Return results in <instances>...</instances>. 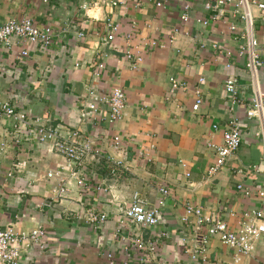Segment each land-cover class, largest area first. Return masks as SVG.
<instances>
[{"label": "crops", "instance_id": "obj_1", "mask_svg": "<svg viewBox=\"0 0 264 264\" xmlns=\"http://www.w3.org/2000/svg\"><path fill=\"white\" fill-rule=\"evenodd\" d=\"M208 1L0 0V26L29 18L53 31L48 48L18 39L8 49L0 45V100L14 104L26 122L18 128L12 120L0 125V226L12 227L16 237L33 229L45 233L42 250L28 240L19 243L20 264H109V254L112 264H141V259L143 264H225L232 259L233 250L214 237L205 262H193L201 234L193 235L181 219L189 203L219 214L231 229L244 211L264 212V199L254 194L245 198L236 190L243 184L255 192L263 181L262 174L250 169L263 155L256 136L260 125L248 120L245 110L254 90L264 93V21L254 22L259 65L253 86L246 55H240L241 31L231 30L235 21L227 13L212 20L204 10ZM93 2L99 6L82 10ZM184 5L189 6L186 23L181 20ZM107 19L119 27L111 42H105ZM151 40L158 45L148 46ZM128 50L141 54L142 61L130 63ZM231 75L238 78L239 102L232 115L241 126V144L221 172L206 180L214 158L211 146L221 142L231 117L223 88ZM170 77L186 82L187 88L168 97ZM89 87L98 94L121 88L126 97L122 119L109 123L104 106L86 111ZM195 89L203 99L196 112ZM39 127L56 137L77 132L101 157L68 168L67 160L52 151L51 141L37 142ZM110 160L122 164L114 176ZM49 173L59 175L47 178ZM59 187L65 192L58 194ZM161 188L169 195L157 206ZM135 194L159 209L154 228L124 221ZM90 212L103 213L107 220L94 228ZM189 221L194 225L193 217ZM135 238L154 250L139 256L130 246ZM239 264H264V235Z\"/></svg>", "mask_w": 264, "mask_h": 264}, {"label": "built area", "instance_id": "obj_2", "mask_svg": "<svg viewBox=\"0 0 264 264\" xmlns=\"http://www.w3.org/2000/svg\"><path fill=\"white\" fill-rule=\"evenodd\" d=\"M46 2L47 0H43ZM113 3L112 6H116ZM229 5V10L225 7ZM98 2H93L90 6L82 5V10L86 11L98 7ZM157 7L161 4L157 3ZM181 20L186 23L189 21V6L184 5ZM204 10L212 13V20L217 21L219 17L227 13L233 21L231 30L239 29L241 31L240 39L243 44L240 49V55H246V69L250 75L253 86L257 85L256 70L259 65L258 55L255 53L256 40L254 39L253 29L256 20L264 21V3L256 0H209L204 5ZM107 35L105 42H111L115 39V34L118 31V26L112 23L111 20L105 21ZM78 37H84L83 33H79ZM53 38V31L50 27H40L36 25L29 18L12 19L0 26V45L7 49L13 44L15 39L22 41V43H31L40 48H48L51 45ZM130 35L126 36L127 41ZM155 40L148 42V46L154 48L157 46ZM218 50L219 47L213 46ZM21 56H27L26 51L20 53ZM127 60L135 65L142 61V55L134 56L131 51H127ZM99 76L98 73L95 74ZM170 89L168 97H171L175 92L187 88L186 82L178 81L175 77L169 78ZM198 82L202 83L203 79L199 78ZM224 92L227 98V108L231 114L230 119L224 127L221 137V142L212 145L214 151L213 162L207 167L205 179L212 180L225 167L227 161L237 152L241 144L240 123L232 115L234 107L238 104V78L231 75L226 78L224 82ZM203 102L201 93L198 89L194 90V103L192 111H198ZM99 106H104L108 110L109 123H114L122 119L126 107V97L124 91L119 87H113L105 94H98L92 87L86 90V99L84 101V109L90 112H96ZM245 116L248 120L255 119L258 122L259 130L256 136L261 139L263 144L262 159L258 164L250 167L252 171L263 175V181L255 188V192L250 187L243 184L236 186V190L241 192L245 198H251L252 194L258 199H264V93L259 90H254V93L245 110ZM5 120H12L14 127L18 128L20 125H25V119L22 114L15 111V105L9 101L0 100V125ZM215 128V126H214ZM37 142L44 143L51 141L52 151L64 157L67 160L66 167L78 168L83 161L88 158L101 157L98 150L93 148L91 142L87 137H83L77 132L67 133L66 136H55V132L47 130L43 127L36 129ZM113 143L115 147L119 145V138L114 137ZM111 162V160H110ZM110 174L116 175V171L121 168L122 164L118 161L111 162ZM244 171H238L242 174ZM59 175L58 173H49L47 178ZM189 177V174H186ZM58 194L65 192V188L59 187L56 191ZM161 199L157 206L163 204L164 198L169 195V190L161 188L159 190ZM159 209L155 206L148 205L137 194L133 196L132 203L124 211V221H128L136 228H154L158 224ZM240 221L237 223L236 229H231L228 224L217 213L207 212L204 208L193 204H186L184 209V216L181 221L187 225L190 232L195 236L198 233L197 245L195 250L191 253V260L193 262H205L206 252L211 238H218L222 244L233 250V257L225 264H239L242 257L250 256L256 248L259 239L264 235V212L261 209H250L242 213ZM195 219L194 225H191L189 218ZM106 215L103 213L88 214V222L92 223L94 228H98L106 221ZM12 227L0 226V264H20L21 259V244L22 241L28 240L30 245L42 250L45 233L40 229H33L28 234H21L16 237L12 232ZM185 240V239H184ZM186 241V240H185ZM131 247L140 256L144 257V251H152V246L145 247L140 238H135L132 241ZM141 257V258H143ZM109 264H112V255H107ZM141 264L145 263L144 259L139 260Z\"/></svg>", "mask_w": 264, "mask_h": 264}]
</instances>
